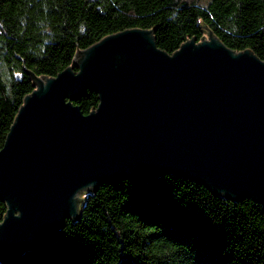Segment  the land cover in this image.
I'll return each mask as SVG.
<instances>
[{
  "label": "water",
  "instance_id": "95a60500",
  "mask_svg": "<svg viewBox=\"0 0 264 264\" xmlns=\"http://www.w3.org/2000/svg\"><path fill=\"white\" fill-rule=\"evenodd\" d=\"M34 79L0 149V263L53 244L104 183L173 174L264 203V60L250 49L208 31L170 54L131 28ZM89 91L99 104L85 114Z\"/></svg>",
  "mask_w": 264,
  "mask_h": 264
},
{
  "label": "trees",
  "instance_id": "16d2710c",
  "mask_svg": "<svg viewBox=\"0 0 264 264\" xmlns=\"http://www.w3.org/2000/svg\"><path fill=\"white\" fill-rule=\"evenodd\" d=\"M152 29L172 54L208 31L264 60V0H0V149L35 77H53L107 35ZM77 70V68H76ZM85 114L99 104L89 91ZM53 244L0 264H264V203L173 174L104 183ZM7 205L0 200V222Z\"/></svg>",
  "mask_w": 264,
  "mask_h": 264
},
{
  "label": "rangeland",
  "instance_id": "374dc122",
  "mask_svg": "<svg viewBox=\"0 0 264 264\" xmlns=\"http://www.w3.org/2000/svg\"><path fill=\"white\" fill-rule=\"evenodd\" d=\"M84 195L87 196V192H85Z\"/></svg>",
  "mask_w": 264,
  "mask_h": 264
}]
</instances>
